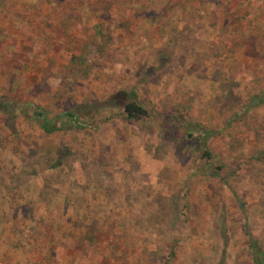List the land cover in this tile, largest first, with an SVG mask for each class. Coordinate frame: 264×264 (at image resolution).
<instances>
[{"label":"rangeland","instance_id":"374dc122","mask_svg":"<svg viewBox=\"0 0 264 264\" xmlns=\"http://www.w3.org/2000/svg\"><path fill=\"white\" fill-rule=\"evenodd\" d=\"M262 95L264 0H0V264H264Z\"/></svg>","mask_w":264,"mask_h":264},{"label":"trees","instance_id":"16d2710c","mask_svg":"<svg viewBox=\"0 0 264 264\" xmlns=\"http://www.w3.org/2000/svg\"><path fill=\"white\" fill-rule=\"evenodd\" d=\"M160 32V31H159ZM136 92L133 89L132 90V95L131 97L124 102L123 104V111L125 113V115L127 116V118L130 119H140V118H148L150 117V112L148 110H146L136 99ZM251 104H253L254 106H260L262 104H264V96H260V98H253L251 101ZM22 105L17 107H21ZM23 107V106H22ZM29 112H28V118L31 120H34L35 123H37V125H39L40 130L47 136L52 135L54 133H57L58 131L62 130L63 127L62 125L65 124L67 127H70L72 129H76V130H84L86 129L88 126H90L88 123L84 122L81 120V118L79 117V113L75 112V111H71V110H66L61 112L55 119H49L48 116L46 115V113L41 109V107L37 106V105H29ZM58 119H62L64 122L58 123ZM191 136V135H190ZM203 154L205 156H207L208 158H210V154L208 152H206V150L203 152ZM188 207L184 208V211L182 213V216H184L186 218V212H187ZM75 234L78 235L80 230L78 228H76L74 230ZM85 231L87 232V237L90 238V235L93 237V232L87 231L85 229ZM59 232V231H58ZM67 233V232H66ZM69 233V232H68ZM73 236L72 234L70 235H66V239H72ZM78 240V239H76ZM92 240V239H89ZM93 243L90 242V245H95V244H91ZM75 248H79L78 244H74ZM105 249L107 247H104ZM80 249V248H79ZM257 253V252H255Z\"/></svg>","mask_w":264,"mask_h":264}]
</instances>
